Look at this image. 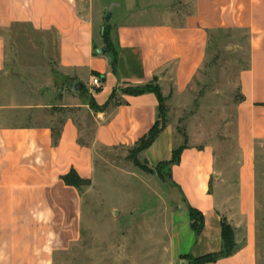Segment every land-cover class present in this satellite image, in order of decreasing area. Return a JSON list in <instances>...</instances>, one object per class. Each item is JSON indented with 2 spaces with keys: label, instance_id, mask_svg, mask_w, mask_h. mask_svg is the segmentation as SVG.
<instances>
[{
  "label": "crops",
  "instance_id": "obj_1",
  "mask_svg": "<svg viewBox=\"0 0 264 264\" xmlns=\"http://www.w3.org/2000/svg\"><path fill=\"white\" fill-rule=\"evenodd\" d=\"M110 3L115 6L105 22ZM175 4L0 0V264H60L62 253L80 238L82 213L81 189L65 185L63 177L74 171L91 181L97 150L133 149L158 119L159 103L152 92L129 91L157 87L165 108L179 100L205 63L210 36L220 31H240L249 38L232 137L237 160L217 166L222 140L178 136L171 122L140 154L154 167L184 146L179 163L170 168L169 181L181 205L170 219L173 256L219 252L225 221L234 232L236 251L212 264H258L256 159L264 152V0H189L186 15ZM16 29L26 35L18 33V46H13ZM102 48L106 52L96 54ZM48 63L63 81L80 82L78 93L63 90L55 100L50 99L52 91L43 93L52 80L43 84L37 75ZM93 78L100 81L98 88L91 85ZM91 99L98 107L109 102L108 108L92 111ZM229 166L232 177L226 174ZM187 206L204 219L197 237Z\"/></svg>",
  "mask_w": 264,
  "mask_h": 264
},
{
  "label": "rangeland",
  "instance_id": "obj_2",
  "mask_svg": "<svg viewBox=\"0 0 264 264\" xmlns=\"http://www.w3.org/2000/svg\"><path fill=\"white\" fill-rule=\"evenodd\" d=\"M181 1L174 0L175 6L186 15L190 11L189 0ZM18 33L26 35L23 30L16 29L17 36L10 40L13 46H18ZM21 38L24 42L29 40ZM248 56L249 38L244 32L213 33L208 41L205 63L188 91L166 106V122L176 126L178 136L189 134L224 142L216 151L217 166L232 165L238 157L232 137L235 107L240 99L238 77L248 66ZM25 76L30 77L29 74ZM37 77L43 84L51 78L50 86H45L43 91H52L50 99L61 97L63 90L78 93L72 91L74 81H63L54 64L48 63L47 69L40 71ZM14 88L11 86L10 90ZM16 89L18 96V84ZM84 116L87 125L90 120ZM137 158L154 171L156 165L148 166L143 154ZM256 160L259 168L256 181L257 263L264 264V152ZM233 169L229 166L226 174L232 177ZM80 189V238L62 253L60 264H193L183 258L185 255L176 257L169 250L171 214L181 208L176 190L169 179H160L155 173L136 168L128 159L127 151L97 150L93 178Z\"/></svg>",
  "mask_w": 264,
  "mask_h": 264
},
{
  "label": "trees",
  "instance_id": "obj_3",
  "mask_svg": "<svg viewBox=\"0 0 264 264\" xmlns=\"http://www.w3.org/2000/svg\"><path fill=\"white\" fill-rule=\"evenodd\" d=\"M103 38H104L105 43L107 44L108 39L106 38L105 28L103 31ZM111 64H112V69L114 71L115 70L114 69V67H115V54L111 55ZM82 92H83V89L81 90V93ZM144 92H152L156 95V98H157L158 103H159L158 119L156 120L154 125L151 127L149 132L137 142L136 146L133 149H131L128 152V159L132 162V164L136 168L140 169L143 172L155 173L160 179H164V178L170 179V168L179 163L180 154H181L182 150L184 149V146H181V147L177 148L176 150H174L172 152V156H171V159L169 161H163V162L158 163L156 165L154 171L147 169V167L145 165L141 164L137 158L140 153L144 152L145 150H147L150 147V145L154 142V140L158 137V135L161 133V131L165 128V126L167 124V122H166V108L164 106V100H163L162 96L160 95L157 87L147 86V87H144L141 89H133V90L129 91V93H132V94H142ZM113 99H114V95H112L109 102H111ZM109 102L98 107L94 103V101L91 99L88 104H89V107L92 111L103 112L104 110H106L108 108ZM62 180H63L65 185L72 186L75 188H80L81 186L88 184V181L81 180L74 171H70L66 176L63 177ZM186 208H187L188 218L190 221V228H191L194 236L197 237L201 234L203 227H204L203 216L199 211L191 208L190 206H187ZM220 236H221L222 245H221V249L219 252L213 253V254H208V255H205L202 257H198V258H193L190 255H185V256H183V258L185 260H189V261L193 262V264H212L219 259L231 256L236 251V244L234 241V232H233L232 228L228 224H226L225 221L221 222Z\"/></svg>",
  "mask_w": 264,
  "mask_h": 264
},
{
  "label": "water",
  "instance_id": "obj_4",
  "mask_svg": "<svg viewBox=\"0 0 264 264\" xmlns=\"http://www.w3.org/2000/svg\"><path fill=\"white\" fill-rule=\"evenodd\" d=\"M113 6H115L114 4H112L108 9H107V12L105 14V17H104V21L105 22H109L110 19H111V10L113 8ZM101 31L103 32L104 31V28L101 29ZM96 54L100 55V54H104L106 52V49L105 48H102V49H97L96 51ZM82 84L78 81H74L73 82V87H72V91L74 92H78L81 88H82Z\"/></svg>",
  "mask_w": 264,
  "mask_h": 264
},
{
  "label": "built area",
  "instance_id": "obj_5",
  "mask_svg": "<svg viewBox=\"0 0 264 264\" xmlns=\"http://www.w3.org/2000/svg\"><path fill=\"white\" fill-rule=\"evenodd\" d=\"M91 85L98 88L100 85V81L97 78H93L91 81Z\"/></svg>",
  "mask_w": 264,
  "mask_h": 264
}]
</instances>
